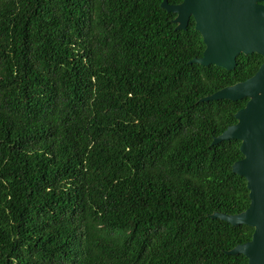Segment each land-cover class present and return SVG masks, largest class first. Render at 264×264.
<instances>
[{
    "label": "trees",
    "instance_id": "trees-1",
    "mask_svg": "<svg viewBox=\"0 0 264 264\" xmlns=\"http://www.w3.org/2000/svg\"><path fill=\"white\" fill-rule=\"evenodd\" d=\"M162 0H0V264H246L238 100ZM176 4L182 0H167Z\"/></svg>",
    "mask_w": 264,
    "mask_h": 264
},
{
    "label": "water",
    "instance_id": "water-1",
    "mask_svg": "<svg viewBox=\"0 0 264 264\" xmlns=\"http://www.w3.org/2000/svg\"><path fill=\"white\" fill-rule=\"evenodd\" d=\"M261 2L264 0H182L171 4L162 0L161 6L176 13V28L185 29L190 18L194 19L205 48L191 63L232 69L240 53H258L264 57V4ZM244 97L248 98L245 105L234 114L237 121L215 136L212 144L232 138L241 141L243 156L232 164V171L246 179L250 202L239 213L213 212L211 217L233 225L252 226L251 239L227 253L245 255L246 264H264V60L250 77L200 100Z\"/></svg>",
    "mask_w": 264,
    "mask_h": 264
},
{
    "label": "flooded vegetation",
    "instance_id": "flooded-vegetation-1",
    "mask_svg": "<svg viewBox=\"0 0 264 264\" xmlns=\"http://www.w3.org/2000/svg\"><path fill=\"white\" fill-rule=\"evenodd\" d=\"M261 3H263V4H264V2H261Z\"/></svg>",
    "mask_w": 264,
    "mask_h": 264
}]
</instances>
